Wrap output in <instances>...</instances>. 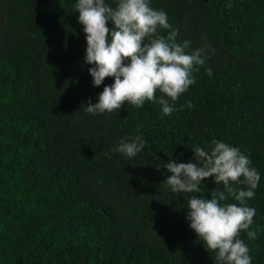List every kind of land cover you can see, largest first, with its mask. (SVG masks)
Masks as SVG:
<instances>
[{
  "label": "trees",
  "instance_id": "16d2710c",
  "mask_svg": "<svg viewBox=\"0 0 264 264\" xmlns=\"http://www.w3.org/2000/svg\"><path fill=\"white\" fill-rule=\"evenodd\" d=\"M76 2L0 0V264H217L186 216L191 196L223 184L173 193L165 183L170 159L198 164L194 148L213 139L259 172L247 201L257 235L239 238L264 264V0H150L171 25L160 35L176 30L189 52L210 45L195 83L175 103L164 97L168 116L148 101L86 112L113 79L92 84ZM136 135L146 143L135 157L114 151Z\"/></svg>",
  "mask_w": 264,
  "mask_h": 264
},
{
  "label": "clouds",
  "instance_id": "9594fccd",
  "mask_svg": "<svg viewBox=\"0 0 264 264\" xmlns=\"http://www.w3.org/2000/svg\"><path fill=\"white\" fill-rule=\"evenodd\" d=\"M75 12L85 35L84 63L92 65L88 73L93 86H101L105 78L113 79L96 103H86L87 113H111L125 102L141 108L148 101L161 105L162 115L168 116L174 109L164 97L175 103L195 83L193 72L208 59L205 48L210 45L189 52L191 41L178 43L176 30L160 35V30L171 25L167 13L151 7L150 0H117L115 7L105 0H77ZM207 72L212 75L211 69ZM157 91L162 94L159 98ZM187 106L193 107L190 101ZM145 143L136 135L127 142L121 140L114 151L135 157ZM193 152L199 166L174 159L165 164L171 173L166 185L173 193H200L202 181L209 177H214L215 184L222 183L223 191L213 190L210 199L191 196L186 219L206 249L215 252L217 264H251L249 248L239 237L241 232L252 239L257 235L249 230L256 210L247 201L255 197L259 172L250 167V159L239 148L222 141L213 139L210 150L196 146ZM241 183L247 190L233 187ZM229 197L238 203H222Z\"/></svg>",
  "mask_w": 264,
  "mask_h": 264
}]
</instances>
